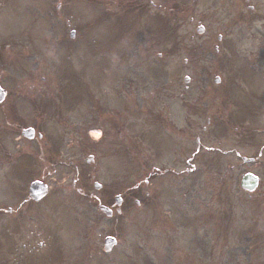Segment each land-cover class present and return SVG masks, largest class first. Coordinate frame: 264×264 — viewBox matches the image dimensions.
I'll use <instances>...</instances> for the list:
<instances>
[{"label":"rangeland","instance_id":"rangeland-1","mask_svg":"<svg viewBox=\"0 0 264 264\" xmlns=\"http://www.w3.org/2000/svg\"><path fill=\"white\" fill-rule=\"evenodd\" d=\"M151 1L161 8L152 7L150 0H0V74L2 85L9 91L5 111L0 106V140L11 151H17L21 129L36 124L42 125L50 137L62 135L63 126L57 116H48L49 112L42 109L54 93L67 99L62 109L67 110L64 114L70 118V125L95 120L96 125H105V130L112 132L106 135L108 150L105 144L100 147L101 189H96L87 177L92 167L84 159L88 152H82L87 150V145H81L78 150L76 162L80 174L75 184L72 170L65 164L49 172L37 159H29L28 170L26 164L23 169V162L17 160L0 163V206L10 205L14 209L9 214L0 211V236L28 234L22 219L56 226L57 235L76 240L77 235L88 237L93 221L95 236L113 232L115 220L131 221L124 223L125 255L127 264H137L132 255V247L141 238L137 222L152 220L155 213L151 210L158 190L157 186L153 187L156 185L153 164L142 163L134 153L137 149L148 152L161 170L165 166L176 169L171 172L172 185L167 183L158 203L181 205L185 217L191 213L193 222L205 226L206 239L201 249L199 243L190 245L192 260L202 259L206 264H264V236L252 232L259 221L261 230L264 229V133L257 131L261 132L257 140L263 142L255 143L256 147L245 145L248 134H254L246 132L248 123L255 124L251 118L254 110L239 114L240 102L236 100L237 87L244 81L243 85L248 86L245 79L250 82V90H262L252 82L264 79V47H258L264 44V0H254L260 9L251 15L252 22L248 19L245 0ZM168 11L175 12L172 29L178 28L173 43L166 34L162 35L167 21L158 17ZM198 22L205 27L202 34L196 31ZM71 31L75 33L73 37ZM214 73L221 77L219 84L214 81ZM185 76L190 77L189 81H184ZM41 79H47L51 88ZM172 83L186 93L191 112L176 106L170 117L184 130L187 127L184 116L190 115L192 126L187 136L172 134L167 125L162 128L171 138L164 143L165 154L155 160L154 141L144 139V133L153 132L151 104L146 101L153 92L156 98L158 92L168 91L167 86ZM223 86H227L229 94H223ZM38 89L51 93L35 95ZM176 101L179 102L177 98L173 100ZM249 101L253 106L258 104L255 99ZM58 102L57 97L55 107L59 106ZM138 104L142 108L137 115L133 111ZM212 114L215 115L212 124L204 133ZM122 130L126 151H121L126 146L119 138ZM155 132V141L161 144L166 136L160 127ZM198 135H202L203 147L215 148L205 153L208 164H201L198 158L185 161L182 152L179 153L184 150L186 159L192 157L197 150ZM65 138L69 142L71 135L67 133ZM235 148L249 157L260 154L259 160L239 165L241 159L233 152ZM30 149L39 150L36 146ZM224 150H228L226 154ZM186 168L190 170L180 177L179 171ZM246 170L262 179V189L252 195L239 185L241 172ZM45 172L50 192L40 202L30 205L28 185L34 178H42ZM117 194L123 197L127 214L109 221L97 205H115ZM25 209L31 213L19 219L21 224H14L12 221ZM217 216L218 227L214 222ZM143 255V264H154L147 253Z\"/></svg>","mask_w":264,"mask_h":264},{"label":"flooded vegetation","instance_id":"flooded-vegetation-1","mask_svg":"<svg viewBox=\"0 0 264 264\" xmlns=\"http://www.w3.org/2000/svg\"><path fill=\"white\" fill-rule=\"evenodd\" d=\"M246 2H250V0H247ZM252 8L254 10L256 9L255 6ZM258 47H264V44H259ZM260 56L261 55L258 54V57ZM252 83L255 85V88L262 87V90L257 92L250 90V86H247V89H243L242 86H238L237 95H239V97L236 99L237 101L241 99L242 96L249 98V100L253 98H264V81H254ZM169 87L174 89L171 84ZM227 90V86H223V94L227 95ZM183 96L184 94L180 93L179 99L183 102V105L188 104L190 107V103L187 102L186 97L183 98ZM176 98L177 95L175 91L158 93L157 98H155V114L158 115V113H166L170 109V105L175 104L173 100ZM256 106L260 110H264V106L260 103ZM224 107L223 103L221 109L224 110ZM184 109L186 110V108ZM189 109L190 108H187V110ZM60 116L61 117L59 118L62 125H65L61 132H74L75 137L72 140H69L68 142L63 135L50 137L46 134V132L41 131L43 134L41 139H36L35 136L33 139L22 141L21 149L17 154H19V156L23 154H32L33 157L40 161L43 167L49 170V172L57 171V169L59 167H63V164L65 163L66 166L72 170L71 177L74 179L75 184L77 181L76 178L80 174V168L76 162L79 160L78 150L81 148L82 144H87L90 154L86 158L92 162V169L89 171L88 175L95 183L98 180L99 174L103 172L100 167V159L103 158V155L101 154L102 151L100 152V147L102 144L104 146L105 142L108 141L104 138L105 125H96L94 123L95 120L94 122H91L92 120L89 121L88 124L73 123L70 125L69 117L64 116L63 113H61ZM207 121L210 123L211 119L208 118ZM187 122L189 123V126H192L189 119H187ZM97 127H100L101 138L96 141L90 138L88 139L87 133H92L91 129ZM194 127H197V125L195 124ZM206 130L207 126H204L203 131ZM110 132L111 131H109V133ZM120 138L123 142H126V137L123 136V133ZM197 142L198 150L195 152L193 157L199 155L198 159L202 161L204 160L203 156L205 155H202L200 151L202 147L200 137L197 138ZM32 146L38 147L39 150L32 151L30 149ZM155 150V159L160 158L163 155V151L157 147H155ZM9 153L11 152L9 151ZM184 153L185 152H182L183 159L185 158ZM237 154L240 156L239 153ZM146 157L147 156L142 153L140 161L143 163ZM150 161L153 162L152 160ZM154 171L153 181L159 182L161 190H166L163 186L165 182L170 179H156L155 176H161L166 172L169 173V167H165L163 172H161L160 167H156ZM45 175L46 172L42 178L38 177L37 179L45 181ZM146 181H148V179H146ZM155 186L156 185H153V187ZM102 187L103 185L98 189H101ZM37 202L39 201H34L32 199L30 201L33 205ZM106 205L111 208L109 214L101 210L99 212L104 215L103 217L109 218V221L113 220L114 217L121 218L125 216V213L127 214V211L122 205L119 207H114L110 204ZM183 207L189 208L185 204H183ZM8 210L12 213L14 209L9 208ZM151 211L152 213H155L154 216H151L152 220H141L140 222H137V224H139L137 226L139 228V236H141V238L139 244L132 247V254L135 257L134 262H137V264H143V254L147 253L151 260H154V264H206L202 261V259L192 260L190 252V245H192V243H199V248L201 249V245L206 239L204 225H201L197 221L193 222L190 217L191 213H187L188 215L185 217L183 215L185 214L183 213L185 210L181 205L156 203L152 205ZM28 212L29 213L23 211V213H19L17 218L12 221L14 224L16 222H19V224L24 222V228H27L28 234L0 236V264H127L126 257H124L125 251L127 252V241H125L126 231L124 230V223L127 222L126 220L114 221L112 224L114 225V230L113 232L110 231L107 235L115 236L117 241L112 246L108 247L104 244L105 237L107 236L106 234L103 235L102 233H99L98 236L94 235V221L93 226L88 229V237L80 238L76 234V240L73 237L57 235L55 229L56 226L48 227L47 225H42V221H39L36 224L34 221L22 219V222H20L19 219L24 214L29 215L31 210L29 209ZM130 222L131 221H128L127 223ZM78 229L79 226L76 227V232ZM123 233L125 236L122 235ZM150 250H152V253Z\"/></svg>","mask_w":264,"mask_h":264},{"label":"water","instance_id":"water-1","mask_svg":"<svg viewBox=\"0 0 264 264\" xmlns=\"http://www.w3.org/2000/svg\"><path fill=\"white\" fill-rule=\"evenodd\" d=\"M6 91L0 87V100L4 98ZM32 129L25 130V134H29ZM257 184V177L248 174L245 176L244 186L248 188H253ZM30 192L33 197H40L45 193V185L40 184L39 182H34L31 184Z\"/></svg>","mask_w":264,"mask_h":264}]
</instances>
